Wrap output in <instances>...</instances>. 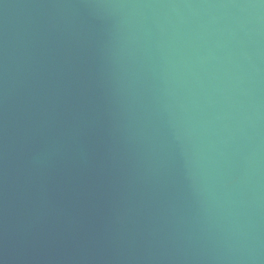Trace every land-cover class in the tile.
Wrapping results in <instances>:
<instances>
[{
    "label": "water",
    "instance_id": "95a60500",
    "mask_svg": "<svg viewBox=\"0 0 264 264\" xmlns=\"http://www.w3.org/2000/svg\"><path fill=\"white\" fill-rule=\"evenodd\" d=\"M0 264H264V0H0Z\"/></svg>",
    "mask_w": 264,
    "mask_h": 264
}]
</instances>
